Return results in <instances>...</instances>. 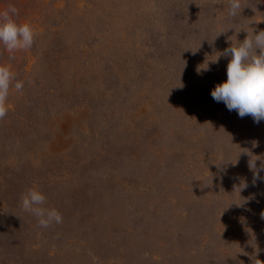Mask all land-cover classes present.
I'll return each instance as SVG.
<instances>
[{
    "label": "rangeland",
    "instance_id": "1",
    "mask_svg": "<svg viewBox=\"0 0 264 264\" xmlns=\"http://www.w3.org/2000/svg\"><path fill=\"white\" fill-rule=\"evenodd\" d=\"M10 5L36 38L0 45L24 81L0 120V264H264V120L211 95L264 3L235 18L228 0ZM33 187L62 223L24 210Z\"/></svg>",
    "mask_w": 264,
    "mask_h": 264
},
{
    "label": "clouds",
    "instance_id": "2",
    "mask_svg": "<svg viewBox=\"0 0 264 264\" xmlns=\"http://www.w3.org/2000/svg\"><path fill=\"white\" fill-rule=\"evenodd\" d=\"M228 2L229 16L237 17L241 13L242 0ZM258 3H264V0H258ZM18 15V9L14 5L0 12V45L10 54L29 50L35 43L34 27L30 23H19L14 18ZM221 55L230 56L231 59L227 66V80L212 90L213 99L225 103L229 111H237L241 118L250 115L254 122L259 124L264 120V30L258 33L248 32L242 42L232 41L231 46ZM14 80L15 90L22 92L24 81L16 80V74L10 65L0 64V120H3L10 110L8 101ZM250 168L256 169V160H251ZM261 169H264V164L261 165ZM261 179L259 170H256L253 183ZM46 203L47 195L36 187L29 188L22 196V207L38 218L42 228L62 223V213L56 208L47 207ZM253 260L255 264H260V260Z\"/></svg>",
    "mask_w": 264,
    "mask_h": 264
}]
</instances>
